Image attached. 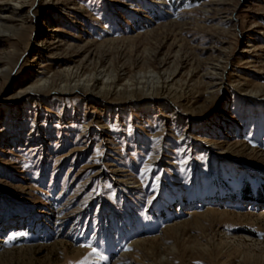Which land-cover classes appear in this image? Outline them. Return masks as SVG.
<instances>
[{"label":"rangeland","instance_id":"obj_1","mask_svg":"<svg viewBox=\"0 0 264 264\" xmlns=\"http://www.w3.org/2000/svg\"><path fill=\"white\" fill-rule=\"evenodd\" d=\"M24 1L0 33V264H264V0ZM64 67L101 92L62 94Z\"/></svg>","mask_w":264,"mask_h":264},{"label":"bare ground","instance_id":"obj_2","mask_svg":"<svg viewBox=\"0 0 264 264\" xmlns=\"http://www.w3.org/2000/svg\"><path fill=\"white\" fill-rule=\"evenodd\" d=\"M38 5V4H37ZM34 6V3L31 4L30 9H32ZM26 2L24 0H0V33H8L5 31L6 29H11L14 27L12 25L13 21H20L21 26H27L30 22V15L32 14L31 11L25 12ZM12 33V32H11ZM3 35V34H2ZM40 42L42 43H35L33 45H30L26 47V50L29 51L31 48L32 51H39L47 53V55H51L54 51L53 48L44 45V41L48 40L50 43L55 40L54 37L39 34L37 37ZM37 53V52H36ZM41 53V52H40ZM221 59V57H220ZM219 59V60H220ZM223 60V59H222ZM2 61H0V74H2ZM222 66L220 64H214L212 67L208 69V71L205 73L204 81H207L205 93L208 94L212 91V85L213 83H216L218 80V77L221 75ZM73 73L76 75L77 70L74 71V68L71 67H64L60 68L57 71V75L61 78L59 79V83L63 84L60 86V91L62 94H76L79 91H83L86 93H89L91 90L101 92V89L99 88L98 80H93V82H90L89 84H80V85H71V79L73 77ZM29 80L33 83L32 87L28 89V91L33 90L35 87L40 86L42 89L49 87V85H54L56 83L55 79L46 80L43 78V76L39 75H30ZM69 82V83H68ZM97 83V84H96ZM51 88V87H50ZM92 93V91L90 92ZM113 93H109L107 96H113L111 95ZM115 95V94H114Z\"/></svg>","mask_w":264,"mask_h":264}]
</instances>
